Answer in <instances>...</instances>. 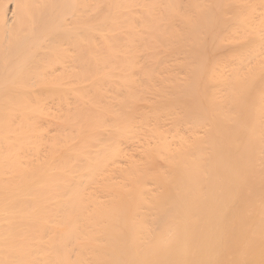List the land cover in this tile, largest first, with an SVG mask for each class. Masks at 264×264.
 <instances>
[{"label":"bare ground","instance_id":"6f19581e","mask_svg":"<svg viewBox=\"0 0 264 264\" xmlns=\"http://www.w3.org/2000/svg\"><path fill=\"white\" fill-rule=\"evenodd\" d=\"M0 264H264V0H0Z\"/></svg>","mask_w":264,"mask_h":264}]
</instances>
